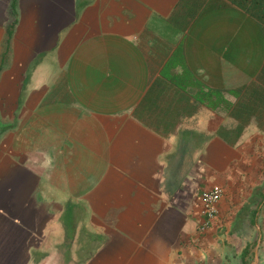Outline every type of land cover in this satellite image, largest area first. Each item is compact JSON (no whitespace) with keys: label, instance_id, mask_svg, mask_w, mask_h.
<instances>
[{"label":"crops","instance_id":"1","mask_svg":"<svg viewBox=\"0 0 264 264\" xmlns=\"http://www.w3.org/2000/svg\"><path fill=\"white\" fill-rule=\"evenodd\" d=\"M11 2L0 264H264V119L198 101L200 85L264 114V0Z\"/></svg>","mask_w":264,"mask_h":264},{"label":"trees","instance_id":"2","mask_svg":"<svg viewBox=\"0 0 264 264\" xmlns=\"http://www.w3.org/2000/svg\"><path fill=\"white\" fill-rule=\"evenodd\" d=\"M10 14L12 17H14V15H15L14 0H12L11 5H10ZM7 34H9V33H7ZM254 91H255V93H257V95H259L260 92H258V91H261V90L257 91L256 89H254ZM228 93L231 94L233 97L237 98V91L236 90L235 91L231 90ZM198 101H199V103L203 104L205 107H207L211 111H216V110H220V109H223L226 111V110L230 109L229 116L232 118H235V119H237V118L247 119L249 117H255L256 119H259V120L264 119V114L250 115V114L243 112V113H238V115H237L238 103L237 102L235 104L228 103L225 99L222 98V93L219 90H209V89L203 90L199 85ZM242 102H245V104L243 105L244 108L242 109V111L251 110V109L246 107V106H248V104L251 103V101L242 100L241 103ZM255 103H258V102H255ZM255 103L252 101L251 104L255 105ZM242 264H246V263L242 262Z\"/></svg>","mask_w":264,"mask_h":264},{"label":"built area","instance_id":"3","mask_svg":"<svg viewBox=\"0 0 264 264\" xmlns=\"http://www.w3.org/2000/svg\"><path fill=\"white\" fill-rule=\"evenodd\" d=\"M222 189L219 186L199 190L198 200L199 223L196 226V232L201 234L207 231L217 219V206L222 197Z\"/></svg>","mask_w":264,"mask_h":264},{"label":"rangeland","instance_id":"4","mask_svg":"<svg viewBox=\"0 0 264 264\" xmlns=\"http://www.w3.org/2000/svg\"><path fill=\"white\" fill-rule=\"evenodd\" d=\"M215 115H217V116H219L218 114H215ZM262 169H261V174H264V164H262ZM248 174V173H247ZM252 174H254V171H252ZM264 177V176H263ZM263 185H264V181H263ZM258 242V243H257ZM258 245H259V241H256V242H254L253 243V245H252V247H255L254 249H256L257 250V248H258Z\"/></svg>","mask_w":264,"mask_h":264}]
</instances>
